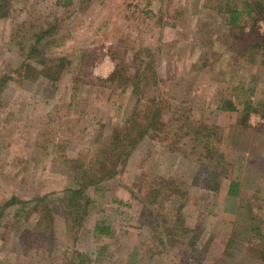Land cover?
Returning a JSON list of instances; mask_svg holds the SVG:
<instances>
[{"label": "rangeland", "instance_id": "374dc122", "mask_svg": "<svg viewBox=\"0 0 264 264\" xmlns=\"http://www.w3.org/2000/svg\"><path fill=\"white\" fill-rule=\"evenodd\" d=\"M258 1L264 2H7L9 16L0 19V207L12 198L26 204L7 209L0 220V264H67L73 252L89 255L92 264H186L187 254L177 246L161 247V255L151 251L156 229L164 232L145 224L152 220L145 210H154L160 221L167 215L146 198L158 178L183 183L185 227L202 228L205 264H264V120L251 112L241 123L246 103L264 102V57L239 30L231 31L226 9L231 4L244 12L247 3L257 9ZM247 25L246 33L255 31L248 38H264V19ZM45 31L52 33L42 43L44 55L68 61L56 83L41 76L32 81L22 72L24 62L33 65L26 61L27 49ZM137 58L149 59L159 75V87L149 88L147 98L189 102L195 121L218 127L228 178L219 192L205 190L194 182L200 167L191 148L172 150L176 137L170 126L153 132L132 151L119 175L86 191L91 203L74 242L56 208L57 198L77 187L68 160H93L114 131L124 127L140 96L108 79L117 64L133 78ZM227 102L237 111H222ZM233 180L244 184L238 198L227 195ZM43 197L48 199L29 220L14 218L17 208L25 206L29 213ZM166 199L168 208L180 202L177 195ZM46 208L55 210L51 219ZM98 223L109 232L95 236ZM32 236L26 255L20 238ZM39 238L44 248L36 250L32 242Z\"/></svg>", "mask_w": 264, "mask_h": 264}, {"label": "trees", "instance_id": "16d2710c", "mask_svg": "<svg viewBox=\"0 0 264 264\" xmlns=\"http://www.w3.org/2000/svg\"><path fill=\"white\" fill-rule=\"evenodd\" d=\"M9 1L10 0H0V19L9 16V7L7 6V2ZM256 3L257 9L252 8V6L247 3L244 12H239L238 8L231 9V4H228L226 9L229 13L228 21L231 26V31L233 30L232 32L234 33V29L239 30L241 34H244L247 42L252 41L251 44L253 46L251 47L262 51L264 57V38H257L255 36L256 39H251L248 37H250L251 34L255 35V31L251 34L245 32V27L248 26V22L258 21L259 18L264 19V2L258 1ZM50 33H52V31H45L41 35H36L33 45L27 49L26 61L33 62V65L24 62L23 70H21L25 72L24 74L29 80L34 81L36 76H41L48 81L56 83L64 72L68 62L67 59H52L49 56L46 57L43 53L44 45L42 43L47 40ZM241 42L242 41L238 40L236 44ZM133 65H138L137 73H135L133 78L124 75L122 65L117 64L115 71L108 79L109 82H118L122 86L132 88L131 93L134 96H140L136 101L134 111L126 120L124 127L121 130L114 131L109 139V144L100 147V150L95 152L93 160L80 159L79 164L78 160H68L72 172V182L77 185V187L66 190L61 197L57 198L60 204L56 205V208H61L60 210L66 218L69 237L73 238L74 242L78 240L79 233L83 229L87 210L91 203V198L87 196L86 191L90 187L98 186L102 182L119 175L126 166L132 151L141 140L153 132L167 130L166 128L170 126L173 129L172 134L176 137L175 140H172L174 144L172 150H181L179 146L187 147L188 149L191 148V154L196 156L194 159H196L200 167L194 182L202 186L205 190L214 193L219 192L223 180L228 178L229 163L226 160L225 153L222 151L221 145L223 141L218 127L216 125H210L209 123L195 121L192 117V107L191 104L189 105V102H179L176 101L175 98L163 100H157L155 97L147 98L146 94L149 92V88L152 86L156 88L159 87L158 72L156 68L152 66L149 59L144 60L137 58L134 60ZM36 66H41L42 70L38 72ZM2 88H4V85L1 84L0 95L2 93ZM227 104H229V107L227 109L223 108L222 111H237L233 103L227 102ZM244 110L247 115L242 117L243 121L241 123L246 124L248 122L251 112L258 113L260 118L264 120V102H260L256 106H253L251 103H246ZM165 114H171V117L165 118ZM102 128L103 127H101V130ZM152 184L157 185V188H151V192L146 194V198L149 199V205L157 207L162 206V213L160 212L161 208L158 209L159 213L166 215L165 213L167 212V215L166 218L160 221L158 215H155L154 210H149L147 213V210H145L146 207L143 206L146 216L152 218L150 221L146 220L149 224L146 221L144 222L153 229L154 225L157 227L161 226L163 232H167V235L164 233L162 235L161 231L156 229V234L154 235L156 245L151 251L155 255H161L164 253L160 251L161 247L166 248L168 245L171 247L174 245L187 254L185 256L186 264H205L207 250L205 245L203 247L199 245L203 236L202 228L199 225H196L193 229L185 227L187 218L184 210L187 207L186 201L188 199L185 197L187 193L182 190L183 183L175 181L172 178H158L152 181ZM243 187L244 184L237 180L230 181L227 195L230 198H238L240 190L243 189ZM169 195L178 196L176 202H180L177 203V206H175L176 208H168L166 206V204L170 202L166 199ZM46 199H48V197L37 200L39 202L41 201L40 205L38 207H33V209H31L32 211L29 213H24L25 211L23 209L25 206L19 209L17 208L14 213V218L17 220L24 216L26 220H29L33 212L40 210L41 205H43ZM17 204L25 205L26 203L16 198L6 201V203L0 207V220L3 218L7 209ZM45 213V216L51 219L55 210L47 209ZM169 224H171V226L165 227L166 231H164V226ZM109 230V228H104L101 223H98L94 229V235L100 236L106 231L109 232ZM257 230L260 229L257 228ZM166 236H169V238H166ZM33 238L34 236L31 238H20L24 254L26 255L29 254L28 250L30 248L27 241H31ZM41 241L42 238L40 240H34L32 242V247L36 250H41L44 248ZM73 253L72 259H68L69 261H67V264H92L93 261L89 255L80 252ZM263 254L262 252V256Z\"/></svg>", "mask_w": 264, "mask_h": 264}]
</instances>
